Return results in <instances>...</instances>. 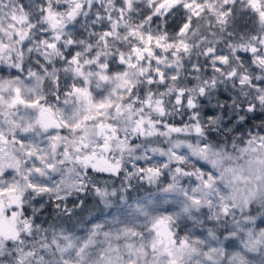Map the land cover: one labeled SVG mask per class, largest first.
<instances>
[{
    "label": "snow or ice",
    "instance_id": "6c2138e0",
    "mask_svg": "<svg viewBox=\"0 0 264 264\" xmlns=\"http://www.w3.org/2000/svg\"><path fill=\"white\" fill-rule=\"evenodd\" d=\"M257 112L264 0H0V264H264Z\"/></svg>",
    "mask_w": 264,
    "mask_h": 264
},
{
    "label": "trees",
    "instance_id": "16d2710c",
    "mask_svg": "<svg viewBox=\"0 0 264 264\" xmlns=\"http://www.w3.org/2000/svg\"><path fill=\"white\" fill-rule=\"evenodd\" d=\"M221 99H227V97L222 96ZM213 103H215V101H213ZM249 116H250V120H249L250 124H259L262 120H264V114H261L259 112L254 113V114H249ZM247 127L248 126L245 125V129H247ZM85 198H88L91 201L90 192L87 194H81V199H85ZM54 216H55V212L53 210V206H49L47 211H44L43 213L39 214V220L37 221V223H43L45 220H48L49 222H51Z\"/></svg>",
    "mask_w": 264,
    "mask_h": 264
},
{
    "label": "rangeland",
    "instance_id": "374dc122",
    "mask_svg": "<svg viewBox=\"0 0 264 264\" xmlns=\"http://www.w3.org/2000/svg\"><path fill=\"white\" fill-rule=\"evenodd\" d=\"M107 175H108V174H103V178H107ZM113 181L115 182V186H116V187H119V179L116 178V177H113L112 180L109 181V183L112 184ZM102 182H103V181H102ZM133 183H136V182L134 181ZM145 187L147 188L148 186L145 185ZM140 194H142V193H140ZM133 195H134V196H135V195H138V193L133 192ZM90 199H91L90 202H94V201H95V199H96L95 193L90 192ZM104 211H105V213L111 211L113 214H119L121 210H120V208H118V207H114V208H112V209H104ZM257 225H258L259 227H264V225H260V224H259V221H257Z\"/></svg>",
    "mask_w": 264,
    "mask_h": 264
}]
</instances>
